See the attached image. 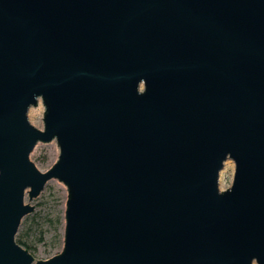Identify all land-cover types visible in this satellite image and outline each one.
<instances>
[{
  "label": "water",
  "instance_id": "95a60500",
  "mask_svg": "<svg viewBox=\"0 0 264 264\" xmlns=\"http://www.w3.org/2000/svg\"><path fill=\"white\" fill-rule=\"evenodd\" d=\"M54 178L63 247L37 258L16 236ZM254 263L264 0H0V264Z\"/></svg>",
  "mask_w": 264,
  "mask_h": 264
},
{
  "label": "rangeland",
  "instance_id": "374dc122",
  "mask_svg": "<svg viewBox=\"0 0 264 264\" xmlns=\"http://www.w3.org/2000/svg\"><path fill=\"white\" fill-rule=\"evenodd\" d=\"M44 109L42 99H39L38 104L31 106L28 111L30 121L37 127L44 128ZM59 153L60 148L58 143L53 139L49 142L39 141L30 156L37 166L46 170L57 160ZM234 174L235 161L228 158L225 160L224 166L220 171L219 183L224 187L232 185ZM66 198V185L58 179H50L47 181L41 194L33 199L32 203L35 205L34 211L22 219L16 237H21L29 245L31 252L37 258L50 256L59 252L63 247L64 223L57 231L56 224L49 219L55 218L57 215L62 216L64 219ZM28 222L32 224L28 225ZM37 225H42L43 229H45L44 237L37 230Z\"/></svg>",
  "mask_w": 264,
  "mask_h": 264
},
{
  "label": "trees",
  "instance_id": "16d2710c",
  "mask_svg": "<svg viewBox=\"0 0 264 264\" xmlns=\"http://www.w3.org/2000/svg\"><path fill=\"white\" fill-rule=\"evenodd\" d=\"M27 215H28V214H27ZM49 220L52 221L54 224H56L57 231H58V228H59L60 226H62L63 223H64V219H63V217L60 216V215H57L55 218H50ZM29 224L31 225L32 223H29V222H28V225H29ZM36 228H38L37 230L40 231L41 236L44 237L45 229H43V226H42V225H37ZM59 233H60V232H59ZM22 235H23V234H22ZM17 241H18L19 243H21L23 246L29 248V245H27V243H26L21 237H20V238H17ZM29 249H30V248H29Z\"/></svg>",
  "mask_w": 264,
  "mask_h": 264
}]
</instances>
